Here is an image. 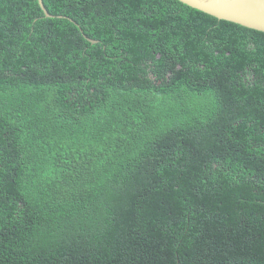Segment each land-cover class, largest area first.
Instances as JSON below:
<instances>
[{"label":"trees","instance_id":"16d2710c","mask_svg":"<svg viewBox=\"0 0 264 264\" xmlns=\"http://www.w3.org/2000/svg\"><path fill=\"white\" fill-rule=\"evenodd\" d=\"M41 1L0 0V264H264V32Z\"/></svg>","mask_w":264,"mask_h":264},{"label":"water","instance_id":"95a60500","mask_svg":"<svg viewBox=\"0 0 264 264\" xmlns=\"http://www.w3.org/2000/svg\"><path fill=\"white\" fill-rule=\"evenodd\" d=\"M46 16L50 14L41 0H37ZM218 19L264 32V0H178ZM91 41L94 39L87 38Z\"/></svg>","mask_w":264,"mask_h":264}]
</instances>
